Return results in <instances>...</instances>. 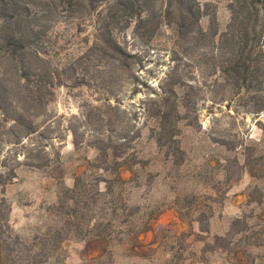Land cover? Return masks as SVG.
I'll list each match as a JSON object with an SVG mask.
<instances>
[{
	"label": "trees",
	"instance_id": "obj_1",
	"mask_svg": "<svg viewBox=\"0 0 264 264\" xmlns=\"http://www.w3.org/2000/svg\"><path fill=\"white\" fill-rule=\"evenodd\" d=\"M210 9L211 3L198 0H0L3 190L16 176L17 166L10 165V160L45 169L52 176L61 171L60 151L53 150L60 139L53 133L61 119L47 110L58 87H86L103 96L101 104L85 103L99 112L105 108L101 120L109 126L114 122L110 110L120 104L114 92L116 82L131 83L132 92L145 83L130 68V59L137 54L126 49L118 27L132 25L135 32L144 29L153 38L165 31L172 41L170 69L159 80L156 97L141 108L155 123L157 145L178 159L177 163L183 159L178 123L184 120L194 126L196 120L187 114L194 107L189 96L195 86L182 81L177 64L182 57L197 63L206 58L210 94L215 89L216 95L223 92L212 103L230 109L235 99L250 112L264 113V0H229V19L221 30L216 10ZM204 17H208L206 26L202 25ZM69 129L74 146L79 147L80 136ZM127 135L116 140L106 131L96 137V158L86 162L95 172L88 177L85 168H79L74 173L72 184L62 186L56 201L48 206L47 218L52 222H45V229L34 236L15 231L4 221L1 206L5 197L0 198V264H64L62 242L70 234L96 256L110 250L122 233V223L117 218L119 206L107 196L125 181L121 169L132 167V160L120 150L126 148ZM220 143L225 145L224 140ZM242 154L255 176L251 154H245V148ZM109 171L112 177L105 178L103 172ZM252 203L264 205L263 190L257 184L247 194V204ZM256 217L258 221L250 223L248 215L237 216L231 222L232 230L214 235V246L231 253L236 264H250L254 258L242 247V236L232 241L234 235L244 234L245 245L252 239V244L263 245L264 210Z\"/></svg>",
	"mask_w": 264,
	"mask_h": 264
},
{
	"label": "rangeland",
	"instance_id": "obj_2",
	"mask_svg": "<svg viewBox=\"0 0 264 264\" xmlns=\"http://www.w3.org/2000/svg\"><path fill=\"white\" fill-rule=\"evenodd\" d=\"M198 1L211 3L218 28L223 29L229 19V0ZM207 24L208 17H204L202 25ZM117 29L126 49L137 54L130 59L132 72L145 83L132 92L131 83L116 82L114 92L120 104L110 110L114 122L109 126L101 120L105 108L99 112L85 103L101 104L103 96L86 87H58L47 110L57 115L56 120L61 119L53 133L60 136L53 150L60 151L61 171L52 176L45 169L10 160L17 171L4 190L0 185V198L5 197L1 206L4 221L27 236L45 229L44 223L52 222L47 218L48 206L56 201L61 187L72 184L79 168H85L88 177L95 172L86 162L96 158V137L107 131L117 140L128 132L126 148L120 150L132 160V167L121 169L125 181L107 196L119 206L122 233L101 256L85 250L83 241L74 234L68 235L60 254L64 264H236L231 253L214 246V235L227 234L232 220L242 214L248 215L250 223L257 222L256 215L264 210V205L247 204V194L255 184L262 188L264 200V155L259 156L264 154V113L250 112L235 99L230 109L212 103V98L223 92L216 95L215 89L210 94L206 58L197 63L182 57L177 61L182 81L195 86L189 96L194 107L187 114L196 120L194 126L184 120L178 123L183 159L177 163L178 159L157 145L155 123L141 108L156 97L159 80L170 69L172 41L165 31L153 38L144 29L135 32L132 25ZM69 128L80 136L79 147L74 146ZM244 148L245 154H251L255 176L245 163ZM103 173L105 178L112 177L110 171ZM104 186L100 182L102 189ZM243 235H234L232 241L242 236V247L254 258L250 264H264V236L263 245L256 246L252 244L255 239L245 245Z\"/></svg>",
	"mask_w": 264,
	"mask_h": 264
}]
</instances>
